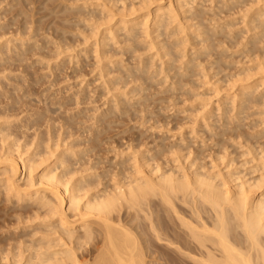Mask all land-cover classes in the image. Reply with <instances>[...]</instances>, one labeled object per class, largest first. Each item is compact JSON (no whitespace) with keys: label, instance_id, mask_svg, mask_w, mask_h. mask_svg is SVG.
Listing matches in <instances>:
<instances>
[{"label":"bare ground","instance_id":"bare-ground-1","mask_svg":"<svg viewBox=\"0 0 264 264\" xmlns=\"http://www.w3.org/2000/svg\"><path fill=\"white\" fill-rule=\"evenodd\" d=\"M99 1L63 9L75 16L56 36L15 11L20 0L0 8V195L12 210L45 214L21 229L28 239L17 253L10 239L11 250L0 245L12 254L0 264H264V0ZM59 56L74 69L93 59L99 111H74L88 93L64 94L34 75ZM199 82L240 88L185 133L155 138L154 124L132 133L130 121L158 122L151 104L175 107ZM90 243L92 254L80 253Z\"/></svg>","mask_w":264,"mask_h":264},{"label":"rangeland","instance_id":"rangeland-1","mask_svg":"<svg viewBox=\"0 0 264 264\" xmlns=\"http://www.w3.org/2000/svg\"><path fill=\"white\" fill-rule=\"evenodd\" d=\"M97 3H100V1L99 0H20V4L19 5H17L16 7H13L14 8V10L16 11V9L19 7V6H22L23 8H24V10H27L28 12H31L32 13V16H33V19H35L36 21H37V25H39L40 27H42L43 29H44V34L43 35H45V36H48V34H50L51 36H56V34H55V30L57 29V28H61L62 27V24L65 22V21H71V20H73V16H75L73 13H71L70 11H66V12H63V9H65V8H67V9H69V8H74V7H78V8H81V9H83L84 11H86V10H88V9H90V8H92V5H95V4H97ZM0 8H4V9H6V8H8V5H7V0H4V1H0ZM15 11H13V13L15 12ZM11 14H9L8 13V16H10ZM19 18H21V17H19ZM89 22H92V21H89ZM104 26V25H103ZM9 36V35H8ZM94 40V37L93 38H90L89 39V41L88 42H92ZM143 53V57L144 58H147V56H149L150 54H153L154 53V49H151V50H149V51H144V52H142ZM137 55H139V54H137ZM126 56H123L122 57V59H123V61H125V62H128L127 60H126V58H125ZM34 58H36V56H34L32 59H34ZM121 57L120 56H117V57H113V60H118V59H120ZM62 56H59V57H57V58H54V57H45V58H43V64L42 65H40V67L38 66V65H36V66H34V68L32 69L35 73H34V75L37 77H39V76H41L43 79H44V81L42 80V79H40V84H39V89L38 90H40V89H42V87H43V85H41L42 84V82L43 83H47V82H45L47 79L48 80H51V81H55V85H54V87H53V89L52 90H57V91H59V92H62V93H66V94H68V93H72V92H75L76 90H78V91H83V92H85V93H88V95H90V99H87V100H84V102H81V103H79V105L77 106V107H73V110L74 111H76V110H80L81 112H83V113H86V114H89V113H93V112H97V111H99V108H102L103 107V102L105 101V99H104V97H102V96H100V95H98L97 94V92H93L94 91V88H95V86L98 84V82H93L92 83V81L94 80V77H93V72H91V63H92V61H93V59L90 57L87 61H81L80 62V64H81V67H80V69H74V67H73V65H72V61H70L69 63H67V61L65 62V63H62L63 62V60L64 59H62ZM14 73V72H13ZM15 73H16V71H15ZM1 75V74H0ZM2 76V75H1ZM46 79V80H45ZM41 80H42V82H41ZM200 84L201 83H203V82H199ZM136 84H138V83H136ZM198 85V83H197V85L195 84V86H189V89H190V87H192V89H193V91H192V89H190L191 91H190V93H189V96H188V99L186 100L185 99V97L187 98V95L186 96H184V98H183V96L181 97L182 99H180V100H178V101H181V102H179L178 104L176 103V106L175 107H171V106H174V105H171V106H169L168 105V103L166 104V102L165 103H161V104H159V106L160 107H164L165 105H167V106H165V108H162V110H158V108H159V106H158V103H155V104H151V106H150V110H151V108H152V110H154L153 112L154 113H156L155 115V118H153L152 120H156V121H158L156 124H155V121H154V123L151 121L150 123H149V121H146L147 123H141L140 121H138L140 124H141V126L142 127H140V125H139V123L137 122V121H135V120H133V121H130L129 123H128V125L129 126H135V128H133V130H132V133H137V131H134V130H138V132L139 133H141V132H143L144 131V129L145 128H147V126H152L153 124V126H155V125H161V126H157V128H156V126H155V129L154 128H152L151 130H152V132H154L155 131V134L154 135H156L155 136V138L156 137H160V138H163V137H165V134H166V132L165 131H167V130H169V132L167 133V134H169L168 136H172V134L173 133H175V135H179V133L181 132H187L188 130H190V128H192V127H197V125H200L201 123H202V121L203 120H201V118L203 119V117L205 116V115H207L208 113H209V111L211 112V110L213 111V109L215 110V108H217L218 106H220L222 103H224L223 105H226V102H229V100H223V97H224V99L225 98H227V99H229V98H231L232 97V95H233V93H235V91L237 90L238 91V89L240 88V87H238L237 88V86H233L232 87V90L231 89H229V90H227V91H224V90H226V89H221V90H217L216 89V87L217 88H219L218 86H219V84H218V86H217V84H216V82H215V84L216 85H214V83H213V86H212V84H211V86H210V84L209 83H203L202 85ZM162 84H160V83H155L153 86H152V88H151V90H150V93L151 94H153L154 95V97H153V100L155 101V99L157 98V97H160V96H162V94L161 93H159L161 90H162ZM222 86V85H221ZM37 87V88H38ZM86 88H88V89H86ZM237 88V89H236ZM215 89H216V91H215ZM236 89V90H235ZM259 90H261V87H259L258 88V91ZM120 91H123V90H120ZM215 91V92H214ZM237 91H236V93H237ZM214 92V93H213ZM232 92V93H231ZM191 93H194L193 95L191 94ZM190 94H191V97H190ZM228 94V95H227ZM222 95V96H221ZM226 96H228V97H226ZM184 99V100H183ZM230 100H232V99H230ZM184 101V102H183ZM186 101V102H185ZM216 102V103H215ZM222 102V103H221ZM215 103V104H214ZM219 103V104H218ZM165 104V105H164ZM229 104H230V102H229ZM156 105H157V107H156ZM163 105V106H162ZM204 106V107H203ZM211 106V107H210ZM217 106V107H216ZM261 106V105H260ZM259 106V107H260ZM166 107H168V108H166ZM170 107V108H169ZM191 107V108H190ZM202 107H203V110H202V112H200L201 111V109H202ZM259 107L258 108H254V110H259ZM262 107H264V106H262ZM156 108V109H155ZM209 108H211V109H209ZM223 108V107H222ZM171 109V110H170ZM184 109V110H183ZM186 109V110H185ZM157 110V111H156ZM177 112H176V111ZM260 110L262 111V110H264V109H261L260 108ZM156 111V112H155ZM174 111V112H173ZM207 111V112H206ZM217 111V110H216ZM216 111H213V112H215V114H216ZM198 112L200 113V114H198ZM175 113V114H174ZM203 115H202V114ZM212 113V112H211ZM173 114V115H172ZM195 114L197 115L196 117H195ZM205 114V115H204ZM176 115V116H175ZM178 115V116H177ZM201 115L203 116V117H201ZM257 115H259V114H256L254 117H251V119H260V118H262V117H264V116H261L260 115V118H259V116H257ZM169 116H170V118L171 117H173V116H175V117H173V118H169ZM146 118V117H145ZM168 118V119H167ZM174 118H176V120H178V121H176ZM189 118H192V119H189ZM195 118V119H194ZM158 119V120H157ZM164 119H166L165 121H164ZM170 119V120H169ZM174 119V120H173ZM182 121V122H184L183 124H182V122L180 121V120ZM185 119V120H184ZM188 119H189V121H188ZM194 119V120H193ZM211 119V118H210ZM10 120H12V118H10ZM13 120H14V118H13ZM143 120V119H142ZM159 120H161V121H159ZM168 120V121H167ZM184 120V121H183ZM193 120V121H192ZM200 121V123H199V121ZM164 121V122H163ZM173 121H174V126H173ZM180 121V122H179ZM186 121H188V124H190V125H188L187 127H185L187 124V122ZM198 121V122H197ZM249 121V120H248ZM168 122V125L166 124ZM170 122H172V123H170ZM191 122V123H190ZM196 122V123H195ZM209 122H210V120H209ZM134 123H136V124H134ZM152 123V124H151ZM199 123V124H198ZM144 124H147V126L146 125H144ZM164 124V125H163ZM165 124L167 125V126H165ZM180 124H181V126H180ZM192 124H193V126H192ZM203 124V123H202ZM180 126V128L181 129H178L177 128V126ZM183 125V126H182ZM196 125V126H195ZM164 126L166 127V128H164ZM178 126V127H179ZM192 126V127H191ZM261 126H264V125H261ZM158 127H161V128H158ZM162 127H163V129H162ZM171 127V128H170ZM183 127V128H182ZM189 127V128H188ZM124 128V127H123ZM137 128V129H136ZM176 128L178 129V131L176 130ZM188 128V129H187ZM260 128V127H259ZM154 129V130H153ZM184 131H183V130ZM198 129H200V128H198ZM147 130V129H146ZM150 130V131H151ZM172 130V131H171ZM131 131V130H130ZM148 132L147 134H151V132ZM129 132V131H128ZM128 132L126 133V134H128ZM170 133H171V135H170ZM133 134L132 136L134 137V138H136L137 136H138V134ZM159 134V135H158ZM163 134V135H162ZM166 134V135H167ZM111 135H113V137L112 138H114V139H112L111 141L112 142H114V143H117L118 144V142L120 141L121 142V139L120 138H122V137H120V135H119V137H118V135H116L115 134V132H111ZM128 135H130V134H128ZM163 137H162V136ZM126 137H127V135H125ZM136 136V137H135ZM168 136H166V137H168ZM199 135H197V137H196V140H193V142L195 141V142H197L199 139V137H198ZM128 137H130V136H128ZM153 137V136H152ZM152 137H150L151 139H152ZM176 137L177 136H175V138L174 137H170V139L169 140H165L166 142H168L169 141V143L170 142H174L175 140H176ZM205 137V136H204ZM154 138V139H155ZM157 138V139H158ZM117 139H120L119 141L117 140ZM143 139V138H142ZM150 139V140H151ZM153 139V140H154ZM195 139V138H194ZM141 140V139H140ZM150 140H146V141H150ZM124 142H125V140H123ZM122 141V142H123ZM152 141V140H151ZM150 141V142H151ZM208 140H206V142H207ZM119 142V143H120ZM123 142V143H124ZM205 142V143H206ZM208 144L207 145H209V143H210V147H211V142H210V140L207 142ZM122 144V143H121ZM120 144V145H121ZM197 144V143H196ZM104 147V148H103ZM103 147L101 148V149H103V153L105 152L104 150L106 149L105 148V145H103ZM143 148V147H142ZM107 154H108V152H107ZM112 154V155H111ZM113 154H114V152H110L109 154H108V157H112L113 156ZM106 155V154H105ZM104 154H102V156L103 157H107V155L105 156ZM170 156H168V155H166V157L164 156V159H166V160H168V159H171V158H169ZM160 161H162V160H160ZM159 161V162H160ZM162 164H164V166H165V163H162ZM161 164V167L163 166ZM166 167V166H165ZM104 182V181H103ZM100 187H101V185H100ZM99 186H98V188H100ZM3 198H5L4 196L2 197V195H0V199H2L1 200V202H0V245L1 246H8V248L10 247V246H12L11 244L12 243H14L13 245L14 246H12V247H14L13 249H12V251L13 252H18V250L20 249H22V247L25 245V243H24V241H27L26 239H28V237L26 238V237H21V231L23 230V228L24 229H27L28 230V226H32V225H37V222H38V225H39V223L41 222V220L43 219V217H44V213H42L41 212V210L38 212L39 214H38V216L37 217H35L34 218V216H33V220L31 219L30 220V222L29 223H26L27 224V226H26V224L24 225V221L25 220H27V218L30 216V217H32L31 215H28V214H30L29 212V210L26 212V210H24V212H23V210H21V212L20 211H15L14 209L12 210L11 209V207H12V204L10 205V203L8 202V204L6 203V201L3 199ZM5 202V203H4ZM5 204L7 205L6 207H5ZM2 206H4V208L2 207ZM8 206L10 207L9 209H11V210H9V209H7L6 210V208H8ZM5 210V213H4V210ZM2 211V212H1ZM8 211V212H7ZM14 211V212H13ZM131 211V212H130ZM11 212V213H10ZM13 212V213H12ZM26 212V213H25ZM4 213V214H3ZM7 213H10V215H8ZM26 215L25 217L23 216L24 214ZM122 213H125V212H123L122 211ZM3 214V215H2ZM12 214H13V216H12ZM15 214V215H14ZM18 214H20V215H22L23 217H22V221L21 222H18V220L16 219V216L18 215ZM132 214V210H129V212H128V214H127V216H130ZM4 215H6V217L4 216ZM11 217V218H9V217ZM28 216V217H27ZM7 217L10 219H7ZM14 219H13V218ZM29 217V218H30ZM26 218V219H25ZM38 218V219H37ZM12 219V220H11ZM25 219V220H24ZM37 219V220H36ZM14 220V221H13ZM24 220V221H23ZM39 220V221H38ZM4 221H5V223H6V225L4 224ZM28 221V220H27ZM27 221H25V222H27ZM36 221V222H35ZM9 222V223H8ZM11 222H12V224H11ZM22 223V224H21ZM11 224V225H10ZM31 224V225H30ZM35 225V226H36ZM10 226V228H8V232H9V236L7 235L8 234V232H7V227H9ZM19 226V227H18ZM25 226V227H24ZM4 227H5V229H6V231H5V229H4ZM28 227V228H27ZM4 229V231H5V234L7 235H5L4 234V231H3V234H2V230ZM13 229V230H12ZM22 229V230H21ZM13 231V233L11 232V231ZM7 232V233H6ZM16 234H15V233ZM13 235H16L17 236V239H15L13 236H12V234ZM2 234V235H1ZM11 234V235H10ZM38 234V233H37ZM39 234H40V232H39ZM38 234V235H39ZM5 235V236H4ZM38 235H36L34 238H37V236ZM4 237V238H3ZM7 237V238H6ZM15 239H13V238ZM55 237V236H54ZM7 239H10L9 241L11 242V244L9 243V244H6L7 243ZM11 239L13 240V241H11ZM30 239H32L31 237L29 238V240ZM6 240V241H5ZM3 242V243H2ZM10 245V246H9ZM90 245V246H89ZM87 244V246H86V244H84V245H82V247L83 248H81L82 250L83 249H86V250H80V253H82V254H84V255H86V252H91V254H92V251H88V250H91V248H93V247H91L92 245H91V243L90 244ZM88 246H89V248L90 249H87L88 248ZM12 247H10V248H12ZM19 247V248H18ZM8 248H3L2 247V251L4 250V249H8ZM9 248V249H10ZM16 248V249H15ZM0 250H1V248H0ZM11 250V249H10ZM10 250H8V251H6L7 253L10 251ZM11 252V251H10ZM10 252L7 254V253H5V252H1V254H4V256H5V260H3L4 262L5 261H8V258L10 257V260H9V262L8 263H10V262H12V260H11V256L10 255H12V254H10ZM84 252V253H83ZM87 253V254H88ZM0 254V256L1 257H4V256H2ZM90 254V253H89ZM7 255V256H6ZM8 257V258H7ZM150 257V256H149ZM151 258H153V257H151ZM151 258H149L148 259V257L146 258L147 260V262L148 261H151L150 263L151 264H163L164 263V259L162 260V263H161V259H162V257H161V259L159 260V258H153V259H151ZM157 259L160 261H157ZM2 260H0V262H1ZM2 261V262H3ZM155 261V262H154ZM1 262V263H2ZM166 262V261H165ZM149 263V262H148ZM149 263V264H150ZM72 264H77V263H72ZM165 264H167V263H165Z\"/></svg>","mask_w":264,"mask_h":264}]
</instances>
